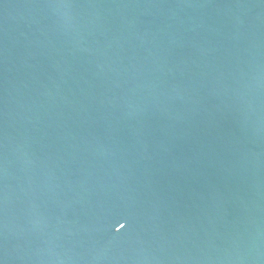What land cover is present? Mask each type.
Instances as JSON below:
<instances>
[{"label":"water","instance_id":"95a60500","mask_svg":"<svg viewBox=\"0 0 264 264\" xmlns=\"http://www.w3.org/2000/svg\"><path fill=\"white\" fill-rule=\"evenodd\" d=\"M0 264H264V0H0Z\"/></svg>","mask_w":264,"mask_h":264}]
</instances>
